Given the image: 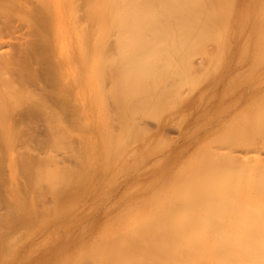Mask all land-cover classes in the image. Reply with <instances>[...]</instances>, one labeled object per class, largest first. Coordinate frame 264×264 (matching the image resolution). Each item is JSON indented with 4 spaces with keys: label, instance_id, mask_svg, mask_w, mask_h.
I'll return each instance as SVG.
<instances>
[{
    "label": "bare ground",
    "instance_id": "bare-ground-1",
    "mask_svg": "<svg viewBox=\"0 0 264 264\" xmlns=\"http://www.w3.org/2000/svg\"><path fill=\"white\" fill-rule=\"evenodd\" d=\"M235 2L236 0H0V200H5L4 203L0 202V249L7 248L12 239L21 247H31L35 239L28 240L30 229H40L35 234L36 239L39 243L40 240L44 241L45 239H41L43 233L52 230L53 226L62 225L67 216L61 210V202L65 203L66 194V199L70 202L78 200L82 194L90 196L86 185V179L93 172L90 153L92 158L96 154L99 158L100 155L103 161H109L112 158L110 156L115 154L119 169L124 172L122 169L125 170L128 162L133 161L137 154H133L132 159L125 155V148L138 142L132 141L126 146L130 141L129 136L134 138L132 133L138 130L134 126L136 118H156L157 113L159 117L163 108L160 111L157 109L161 106L169 112L170 106L176 107L177 101L174 102L172 96L174 93L178 95L179 91L182 99L177 96L181 99L178 105L184 106L182 109L188 107L191 111L195 107L194 110H203L210 92L207 91L204 95L201 92V95L193 96L192 100L184 101L183 95H188L185 92L182 95L183 87L190 94L199 89L198 85L202 81H209L206 86L209 88L204 87V91L215 85L216 82L211 80L215 79L220 69L218 67L222 66L224 57L230 51V39L234 40L242 30L239 24L241 16L235 9ZM260 2L256 26L260 33L256 38V47L254 51H248L243 44L242 49H239V53L245 52L244 57L246 53L252 57L248 69H264V0ZM235 10L237 15L236 12L233 15ZM242 25H245L244 21ZM10 37L17 39V43L13 45ZM237 38L235 40L241 39L239 36ZM107 40H113L116 46L114 50L110 48L111 45L110 49L107 48ZM210 42L215 43L213 52L212 46L208 48L207 45ZM193 55L208 59L201 75L196 74L197 71L193 72L194 69L190 66ZM106 75L112 84V89L106 96L111 98L117 109L115 111L118 113L119 123L117 117L116 122L120 127L118 133L112 134V138H116L114 142L109 140L110 134L106 138V134L98 131L101 122L99 105L107 108L106 100L109 101L105 100L100 81ZM170 80L174 81L173 87H177L178 83L188 86H181L183 90L178 88L174 92L170 89L172 84L167 87ZM238 81L234 74H230L224 81L225 88L230 89L235 98L230 103L227 101L229 105L240 101L241 88L235 91ZM249 85L246 84L247 87H243L241 92L242 95L256 93L257 97L255 94L252 97L254 101L249 97V103L246 101L248 104L244 108L241 106L245 101L240 104V115L234 110L233 116L223 121L229 122L224 125L227 131L223 132L224 128L218 131V126L214 129L218 132L214 139L220 145L224 144L226 151H220L221 154L217 150L210 152L202 144L203 140L199 139L198 143L201 144L195 145L198 146L197 149L193 148L195 153H192L193 149L188 150L193 154L189 156L186 152L192 141L185 139L183 147L180 145L182 150L176 149L175 157L186 149L185 157L188 158H182L185 159L184 162H179L180 166L177 164L178 167L174 170L176 172L170 177L162 173L163 169L158 171L162 173V182L158 183L160 180H156L157 176L155 180L153 177L151 195L141 192V181L130 185L133 187L129 194L134 199L125 200L126 191L120 192L118 201L116 199L120 204L119 212L116 211L119 214L117 217H107L100 228L102 232L114 236L111 239L108 237L109 240H94L95 245L103 242L99 246L100 253H103V256L100 255L101 260H117L121 264H264V76L255 82H249ZM195 95H198V91ZM161 98L165 99V103L158 104ZM227 103L225 101L223 104ZM220 107L218 110L222 108ZM228 109L230 106L225 110ZM185 110L182 112L187 113L188 109ZM198 112L201 114V111ZM191 118L194 119L193 116ZM132 119L134 127L129 124ZM113 122L115 120L111 123ZM206 123L199 131H207ZM139 126L137 127L140 128ZM198 127L199 125L195 128L192 126L193 129L190 128L189 131H198ZM74 128L77 133L82 128L89 134L91 131V136L98 137L99 141L94 145H91L90 140L91 144L88 140L83 143L84 136L79 135L81 131L78 133L79 137L75 135L77 133ZM130 128H135L131 130L132 133ZM189 131L188 136L191 134ZM74 132V138L77 136L80 141L73 148L74 145L70 146L68 138ZM109 132H112L111 129ZM136 133L134 135L139 136ZM145 134L146 132L143 135ZM80 136L83 139H79ZM29 139L32 144H28ZM146 144L144 141L143 147ZM61 146L75 157L76 160L72 157L76 161L72 163L75 166L69 164V167H65L63 162L66 160L55 157L54 149ZM154 147L151 149L153 151L149 152L148 149L144 153H149V156L154 152ZM236 147L240 149L237 151L239 154L244 150L241 155H234L232 152L237 150ZM135 149L134 153L142 152L141 149ZM174 151L175 149L169 155ZM68 152L65 153L71 155ZM140 153L137 156L139 164L144 159V153L142 152V156ZM156 157L155 161L152 159L154 163L161 156ZM164 157L167 158L166 162L169 158L167 155ZM94 159L95 163L98 159ZM134 161L135 165L131 162L128 168L137 165L136 157ZM60 163H63L65 169L58 166ZM136 172V175L132 173L131 179L136 178ZM122 176L120 179H123ZM114 181L116 182L115 179ZM45 191L48 195L52 194L50 203L46 201ZM42 212L46 215L52 213L54 219L50 220L48 216L42 218ZM76 212L77 215L73 214L74 217L71 218L72 222L84 217L81 221L86 223L89 216L86 217L83 212L79 214L78 210ZM86 230L88 227L82 229L87 234ZM27 231L29 233L26 235ZM23 235H26L29 242H21Z\"/></svg>",
    "mask_w": 264,
    "mask_h": 264
},
{
    "label": "rangeland",
    "instance_id": "rangeland-1",
    "mask_svg": "<svg viewBox=\"0 0 264 264\" xmlns=\"http://www.w3.org/2000/svg\"><path fill=\"white\" fill-rule=\"evenodd\" d=\"M259 3V4H258ZM240 4V5H239ZM261 4V2H260V0H236V2H235V9H237V11H239L238 13H239V16H241L240 17V20L241 21H239V24L242 26V27H244V26H246L245 28H242L241 27V31L239 32V35H237V36H239V38L241 37V39H239V40H235V39H238L237 38V36H236V38L233 40H231L230 39V51H229V53L224 57V61L222 62V66H219L218 67V73H217V75H215V79L214 80H211V81H213V82H216L215 83V85H213V88L212 89H206V91H204V87H206L207 86V84H208V82L209 81H207V80H205V81H202V83H199V89H200V91H199V89H195L194 90V92H190V94H188L189 92L186 90V88L185 87H183L185 84H181V85H179V83L177 82V81H175V83L177 82L178 83V86L177 87H173V83H174V81L173 82H171V80L168 82L169 83V85H167V87L168 86H170V84H172V87L170 88L171 90H173L174 92H177L179 89L180 90H183V93H182V91H181V93H182V95L184 94V92H185V94H187L188 96H186V95H183L184 97H183V99H184V101H185V99L186 100H192L193 99V96H199V95H201V92H203V94L202 95H204L205 93H208V92H210L209 94H207L208 95V98L206 99V101H207V105L205 104V106L203 107V110H201L200 108H197V109H195L194 110V108L195 107H192V109H191V111H189V108L188 107H185V108H183L184 110L187 108L188 109V111H186L187 113H185V112H182V107H184V106H181V105H178V101H179V99L181 98L182 99V96H179V92H177L178 93V95L177 94H175L174 93V95L172 96V99H174L173 101L174 102H176L177 101V104H176V107L175 108H172V106H170L171 107V109L169 110V112H167L168 111V109H167V111L165 110V107H159L157 110H161V108H163L164 109V111H157V112H159V117H157V114H155L156 115V118H152V117H145L144 119L140 116L139 118H136L135 119V122H134V120L132 119V120H130L129 121V124H132V127H134V126H136V128L138 129L137 131L136 130H134V129H132V128H130V131L131 130H134V132L132 133V131H131V133L133 134V136H134V138H132V137H130L129 136V139L128 140H130V141H128V144L126 145V146H128L129 145V143L131 144V142L133 141H137L138 140V142L136 143H132L131 145H129V147H127V148H125V155L126 156H128L129 155V158H130V156H131V158L130 159H132V157L135 155V157H136V160H137V165L136 166H134L133 167V165H131L130 166V168H128L129 166V163L131 164V162H132V164H134L135 165V157L133 158V161L131 160L130 162H128V165H126L127 167H126V169L124 170V168L122 169L124 172H121L120 171V169H119V163H118V157L116 158L115 157V154L113 155L112 154V156H110V157H112V158H110V160L108 161V160H106V161H103V160H101L100 159V155H99V158H98V156H97V154L95 155V156H93V158H95L94 160H96V159H98V160H96L95 161V163H94V161L92 160L93 158H92V155H90L89 154V156L91 157V160H90V164H91V161L93 162L92 164H91V167H93L92 168V170H93V172L90 174V176L86 179V185H87V187L89 188V197H86L87 195H80L79 197V199L77 200V199H74L73 201H75V203L73 204L72 202H70L69 200H67L66 198H68V195L66 194V198L64 199L65 200V203L64 202H61V204H62V206H61V210L63 211V213H66L67 214V216L64 218V222H63V224L62 225H60V226H53V228H52V230H48V231H46L45 233H43V235L41 236V235H39V236H41V239H45L44 241H42V240H40L41 242L39 243V240L38 239H36V233L37 232H39V230H35V229H30L29 231H30V234L29 235H27L26 233H29V231H27V232H25V234L27 235V238H28V240H34L35 239V242H32V245H31V247H29V248H27V247H21L17 242H15V241H10L9 242V246L6 248H1L0 249V264H110L111 262H113L112 264H121V263H119L117 260H113V261H108V262H105L103 259V261L100 259L101 258V256L100 255H102L103 253H100L101 252V249L99 248V246H100V244L101 245H103V242H101L99 245H95V241L94 240H96L97 238H98V240L100 239H103V238H105V239H107V240H109V238L111 239V237H113L114 235H111V234H107V233H104V232H102L101 230H100V228H102L103 227V224H104V222H105V220H106V218L107 217H111V218H113V217H117V214H119V213H117V212H119V206H120V204L117 202L118 201V199H117V197L120 195V192H123V191H126V194H124L125 195V200H128V198H129V200H132V199H134V198H131V195L129 194V191L132 189V187L133 186H130V185H133V184H136V183H139L140 181V185L145 189H143L142 188V191L141 192H143L144 194H146L147 196H149V195H151L152 194V189H153V177H154V180H155V178H156V176H157V178L158 179H156V180H162V173H164L165 175L167 174L168 176L167 177H170V175L172 174V173H175L176 171H174V170H176V168L178 167L177 166V164L179 163V164H181V163H183L184 162V160L185 159H187L185 156H187V154L185 155V152H186V149L185 150H183L180 154H179V159H178V157L176 158L175 157V152L179 149V150H182L181 148L183 147V144L185 143V142H183L185 139L187 140L188 138L189 139H191V145L189 146V148L187 149V151L188 150H192L194 147H196L195 149H197V147L198 146H195V145H200L201 143H198L199 142V139L200 140H203V141H201L202 142V144H204L205 146H206V148L205 149H209V151L210 152H213V151H226L225 149H224V147L223 146H225L224 144H223V146L222 145H220L221 143L220 142H217V140H215L214 139V137H216L217 136V134H218V132L216 133L215 132V130L214 129H217V126L218 127H220V129H218V131H221L225 126V124H227V123H229V122H223V121H225L226 120V118L227 117H230L231 118V116H233L232 114L234 113V110L237 112H239V110H240V104H242L244 101L246 102H248L249 100H248V98L251 100V98L254 96V94L256 95V93H252V94H246V93H243V95H244V97H243V95H242V90H243V87H247L248 85H249V82H255V80H258L260 77H262V76H264V75H261L260 76V74H264V69H248L249 67H248V63L251 61V56L250 55H248V53H246V56L244 57V54H245V52H244V54H243V52H242V54L241 53H239V52H241V50H239V49H242V47L244 46L243 44H245V49L246 50H252V51H254V49H255V47H256V41H257V39H258V36H259V33H260V31L258 30V27L256 28V26H258V24H257V21H258V13H259V7L261 6L260 5ZM238 7V8H237ZM241 7V8H240ZM251 9H253V10H251ZM255 10V11H254ZM237 11L235 10V11H233V15H235V13L234 12H236V15H237ZM244 11H245V13H244ZM255 12V13H254ZM249 14V16H247V15ZM255 14V15H254ZM247 18H246V17ZM252 16H253V18H254V20H253V18H252ZM255 16V17H254ZM231 17H232V15H231ZM235 17V16H234ZM245 17V18H244ZM244 18V19H243ZM246 19V20H245ZM251 19H252V21H251ZM243 21H244V24L245 25H242L243 24ZM246 21V22H245ZM254 21V22H253ZM240 22H242V24L240 23ZM239 28V27H238ZM244 29V30H243ZM247 30V31H246ZM256 30H258V32L256 31ZM254 31H256V32H254ZM247 33V34H246ZM257 33V34H256ZM15 34V36L17 35V32H15L14 33ZM14 34H13V37H15L14 36ZM244 34L246 35V36H244ZM256 35V36H255ZM232 36V33H231V35H230V37ZM255 36V37H254ZM13 37H10L11 39H10V42L14 45L15 44V42L17 41V39L15 40V38L13 39ZM111 37V36H110ZM242 37H244V39L242 38ZM232 38V37H231ZM248 38H249V40H248ZM257 38V39H256ZM108 39V38H107ZM111 38H109V40H110ZM109 40H107L106 42H105V44L107 43V45H108V47L107 48H109V45H111V47L110 48H112V50H114L113 48L114 47H116V46H114V43L112 42L113 40H111V42L109 41ZM244 40V41H243ZM241 41H242V44H239V43H241ZM247 42V43H246ZM254 42V43H253ZM17 43V42H16ZM108 43H110V44H108ZM253 43V44H252ZM215 44V43H214ZM214 44H212V42H210V43H208L207 45L209 46L208 48H211L210 46H212V52L214 51L213 50V48H215V47H213V45ZM207 45H206V47H207ZM246 45H248V46H246ZM253 45V46H252ZM215 46V45H214ZM239 46V47H238ZM252 46V47H251ZM237 47V48H236ZM241 47V48H240ZM251 47V48H250ZM109 48V49H110ZM207 48V49H208ZM245 49H243V51L245 50ZM112 50H111V52H112ZM208 51H210V49L208 50ZM116 52V51H115ZM209 53H211V51L209 52ZM111 54H113V52L111 53ZM116 54H117V52H116ZM116 54H114L116 57H117V55ZM192 57V56H191ZM244 57V58H243ZM118 58V57H117ZM191 60H192V65L190 64V66H192V68L194 69L193 70V72H196V74L197 73H201L202 74V69H203V67H205L207 64H206V62H207V58H204V57H198V55H196V57H195V55H193V57H192V59H190V62H191ZM250 60V61H249ZM255 60V59H254ZM252 61H253V59H252ZM236 64V65H235ZM246 67H245V66ZM208 67V66H207ZM195 68H196V70H195ZM244 69V70H243ZM246 69V70H245ZM192 70V69H191ZM262 70V71H261ZM199 71H201V72H199ZM205 70H203V72H204ZM261 71V72H260ZM192 72V73H193ZM233 72V73H232ZM258 72V73H257ZM191 73V74H192ZM256 73V74H255ZM260 73V74H259ZM194 74V73H193ZM192 74V75H193ZM200 74V75H201ZM230 74H234L236 77H237V79H239V81L237 82L239 85H238V88L237 89H235V91L236 90H238V89H240V92H239V95H240V101L239 102H236V101H234L235 102V104H233V102H232V104L233 105H229L228 103H230V101H231V99H232V101L233 100H235V98L233 97V93L231 92V90L229 89H227V88H225V82L224 81H226V79H227V77L230 75ZM259 74V75H258ZM258 75V76H257ZM197 76H199V75H197ZM196 76V77H197ZM257 76V77H256ZM260 76V77H259ZM104 77V76H103ZM195 77V76H194ZM193 77V78H194ZM200 77V76H199ZM199 77H197V78H199ZM191 79H192V77H190ZM196 78V79H197ZM94 79V78H93ZM106 79V80H105ZM108 77H107V75H106V77H104V79L102 78V80H100V81H102L101 83L103 84L102 86H101V88L103 87V92H104V94H105V100L106 99H109V97L108 96H106V94L108 95V93H109V91L112 89V84H111V80H110V78L108 79ZM195 79V78H194ZM251 79V80H250ZM105 80V81H104ZM193 80V79H192ZM244 80V81H243ZM171 82V83H170ZM180 83H181V81H179ZM227 83V82H226ZM105 84V85H104ZM247 84V86H245ZM174 86H176V85H174ZM183 87V89H182V87ZM185 86H188L187 84L185 85ZM227 86V85H226ZM250 86V85H249ZM111 87V88H110ZM181 87V88H180ZM229 87V86H228ZM174 88V89H173ZM179 88V89H178ZM202 88V89H201ZM206 88H209V87H206ZM170 89H168V90H170ZM167 90V91H168ZM170 90V91H171ZM186 90V91H185ZM203 90V91H202ZM213 90V91H212ZM198 91V95H195L196 94V92ZM208 91V92H207ZM225 91H228V92H225ZM242 91V92H241ZM234 92V91H233ZM223 93V94H222ZM232 93V94H231ZM229 94V95H228ZM211 95V98L209 97ZM237 95H238V93H237ZM238 95V96H239ZM249 95V96H248ZM175 96L177 97V96H179V97H177V98H175ZM185 96H186V98H185ZM221 96V97H220ZM230 96V97H229ZM174 97V98H173ZM231 97H233V98H231ZM256 97H257V95H256ZM195 98V97H194ZM111 99V98H110ZM109 99V101L108 100H106L108 103L106 104V102H105V104H106V106L105 107H107V108H104V107H102L101 105H99L100 106V108H101V112H100V120H101V122L99 123V126H98V131L99 132H101L103 135L104 134H106V138H107V136H108V134H110V141L112 140L113 142H114V140L116 139H114V137L115 136H113V138H112V134H113V132H114V134L113 135H115L116 133H118L120 130V127L117 125V120H116V117L118 116V113H117V111H115V110H117L116 109V107L114 106V104L111 102L112 100H110ZM180 99V100H181ZM210 99V100H209ZM228 99V100H227ZM253 99V98H252ZM256 99V98H255ZM176 100V101H175ZM165 101V99L163 100L162 98L160 99V103H158V104H161V103H165L164 102ZM172 101V102H173ZM225 101H226V103H227V101H228V103L226 104V105H224L225 104ZM253 101H254V99H253ZM171 102V103H172ZM243 103L244 105H242L241 107H243V106H246L248 103L246 102V103ZM220 103V104H219ZM224 103V104H223ZM110 106H109V105ZM221 104H223V105H221ZM237 104V105H236ZM239 104V105H238ZM253 104V103H252ZM113 107H112V106ZM171 105V104H170ZM179 107H178V106ZM216 105H218L217 106V108H216ZM228 105V106H227ZM219 106H221L220 108V110H218L219 109ZM230 106V109H228V111L227 110H225L226 108H228ZM232 106L234 107L235 106V108H232ZM174 107V106H173ZM224 107H225V109H224ZM239 107V109H237ZM178 108H180V109H178ZM191 108V107H190ZM233 110H232V109ZM244 108V107H243ZM242 108V112H244L243 109ZM103 109H104V111H103ZM106 109H108V110H106ZM178 109V110H177ZM182 109V110H181ZM211 109H213V110H211ZM216 109H217V111H216ZM223 109H224V111H223ZM175 110H176V112H175ZM205 110V111H204ZM232 110V111H231ZM166 111V112H165ZM181 111V112H180ZM198 111H201V114H200V112H198ZM203 111V112H202ZM223 111V112H222ZM227 111V112H226ZM231 111V112H230ZM110 112V113H109ZM112 112V113H111ZM164 112V113H163ZM188 112H191V114L190 113H188ZM197 112H198V116H197ZM222 112V113H221ZM241 112V113H242ZM170 113H173V114H170ZM117 114V115H116ZM168 114H169V116H168ZM178 114V115H177ZM183 114V115H182ZM190 114V115H189ZM196 116H195V115ZM210 114H211V116H212V119H211V116H210ZM227 114V115H226ZM110 115V116H109ZM161 115V116H160ZM166 115V116H165ZM207 115H208V117H209V119H208V117H207ZM226 115V116H225ZM238 115H240V112H239V114ZM165 116V117H164ZM176 116V117H175ZM179 116V117H178ZM182 116H184V118H182ZM187 116V117H186ZM189 116V117H188ZM193 116V118L194 119H192L191 117ZM200 116V117H199ZM113 117H114V120H115V122H113V123H111L112 121H114V120H112L113 119ZM186 117V118H185ZM141 118V119H140ZM169 118H171L170 120H169ZM207 118V119H206ZM111 119V120H110ZM117 119H118V117H117ZM140 119V120H139ZM154 119H157V120H154ZM182 119V120H181ZM184 119V120H183ZM203 119H204V121H203ZM167 120V121H166ZM181 120V122H179ZM227 120H228V118H227ZM131 121H133L134 123H136L134 126H133V124L134 123H131ZM137 121V122H136ZM139 121V122H138ZM164 121V122H163ZM165 121H166V123H165ZM183 121H186V122H183ZM190 121V122H189ZM216 121V122H215ZM105 122V123H104ZM198 122L200 123V124H198ZM207 122V123H206ZM118 123H119V119H118ZM138 123V124H137ZM203 123V124H202ZM204 123H206L207 124V131L208 130H212L211 132L213 133V134H211V132H207V131H203L202 129L199 131V128L201 127V126H204L205 124ZM223 123V125H221ZM139 124H140V126H139ZM81 125V124H80ZM196 125H199V127L197 128L198 129V131H196V129L195 130H193L192 132H194L195 131V133H192L191 131H189L190 130V128H192V126H193V128H195L196 127ZM216 125V126H215ZM116 126H118L117 128H115ZM131 126V125H130ZM137 126H139L140 128H138ZM221 126H223V127H221ZM226 126H228V125H226ZM83 127H85V126H83ZM114 127V128H113ZM183 127H184V129H183ZM210 127V128H209ZM76 128H78L77 126H76ZM76 128H74L75 129V132L77 133V129ZM81 128V126L78 128V129H80ZM192 128V129H193ZM212 128V129H211ZM226 128V127H225ZM224 128V129H225ZM110 129H111V131L112 132H109L110 131ZM183 129V130H182ZM227 129V128H226ZM223 130V132L224 131H227V130ZM82 130H83V128L81 129V130H79V132L78 133H80V131H81V133L79 134V135H81L82 134V136H84V140H82V142L83 141H85V142H83V143H86V140H88V142H89V140L92 142V144L89 142V144H91V145H94V144H96L99 140H98V137L96 138V137H92L91 135H93V133L90 131V134H89V132H85V129L83 130V132L84 133H86L85 135H84V133L82 132ZM87 130V129H86ZM109 130V131H108ZM119 130V131H118ZM89 131V130H88ZM137 133H136V132ZM139 131V132H138ZM140 131H143L144 133L146 132V134L145 135H143L144 133H141ZM191 132V134L188 136V134H187V132ZM75 132L72 134L73 136H71V137H69L68 138V141L71 143H69L70 144V146H72V145H74L75 143H77V141H80V140H77V136L79 137V135H78V133L77 134H75ZM108 132V133H107ZM215 132V133H214ZM138 134L139 136H137V135H134V134ZM140 133L142 134V135H140ZM204 133V135H202ZM208 133V134H207ZM74 134L75 135H77L76 136V138H74ZM185 134V135H184ZM205 134H207L206 136H205ZM91 137H90V136ZM216 135V136H215ZM82 136H80V138L79 139H83V137ZM88 136V137H87ZM202 136V137H201ZM210 136V137H209ZM82 137V138H81ZM137 137H139L138 139H137ZM143 139V137L145 138L143 141H140V139L141 138ZM185 137V138H184ZM192 137V138H191ZM196 137V138H195ZM204 137H206V138H204ZM87 138V139H86ZM88 138H90V139H88ZM131 138L133 139V140H131ZM202 138H204V139H202ZM209 138V139H208ZM74 139V140H73ZM32 140V139H31ZM73 140V141H72ZM94 140H95V142H94ZM161 140V141H160ZM28 141V144L31 142V144H32V141H30V139L29 140H27ZM34 141V140H33ZM105 141H106V139H105ZM147 142V144H146V146H144L143 147V145H142V143L143 142ZM150 141V142H149ZM74 142V143H73ZM81 142V143H82ZM157 142V143H156ZM73 143V144H72ZM80 143V142H79ZM80 143V144H81ZM196 143V144H195ZM198 143V144H197ZM88 144V143H87ZM88 144V145H89ZM145 144V143H144ZM155 144H156V146H155ZM159 144V145H158ZM161 144V145H160ZM170 144V145H169ZM225 144H227V143H225ZM79 145V144H78ZM167 145V146H166ZM172 145V146H171ZM180 145H182V147L180 146ZM97 146V145H96ZM140 146V147H139ZM141 146H142V148H144V149H142L141 148ZM150 148H149V147ZM155 146V147H154ZM180 146V147H179ZM205 146H203V148L205 147ZM222 147V149H220L219 147ZM75 147V145L73 146V148ZM105 147V146H104ZM113 147V146H112ZM133 147V148H132ZM148 147V148H147ZM152 147H154V152H152L149 156H148V154H147V152H145L144 153V151H148V149H149V152H151V151H153V150H151V149H153ZM227 147L229 148L230 147V145H227ZM61 149L62 148V150H56V149ZM58 148H55L54 149V154H55V157L57 158V159H59V160H61V158H62V160L64 159V160H69V161H65V162H63L64 164H66L65 165V167H69L68 165L69 164H71L72 166H75L74 164H72V163H76V161H74V159H75V157H73V155L70 153V152H68V151H66L67 150V148H66V150H64L65 148H63V146H61V147H58ZM136 148V149H135ZM171 148V149H170ZM238 147H236L235 149H237ZM131 149V150H130ZM133 149V150H132ZM134 149L136 150V151H138L139 149H141L142 150V152L144 153V156H147V157H144V156H142L143 155V153L141 154L140 152H135L134 153ZM147 149V150H146ZM175 149V151H174V153L170 156L169 154H170V152H172L173 150ZM177 149V150H176ZM151 150V151H150ZM178 150V151H179ZM240 149H237L235 152H237V151H239ZM140 151V150H139ZM228 151V150H227ZM230 151V150H229ZM244 150H241V152H243ZM65 152H68V153H70L71 155H69L68 156V154H66ZM133 152V153H132ZM196 152V151H195ZM194 152V149H193V151H192V153H195ZM233 153H234V155H238L239 154V152H237L236 154H235V152H234V150L232 151ZM240 152V154L239 155H241L242 153ZM138 153H140L141 154V156H142V158H144L143 160H142V162L140 161V164H139V161H138ZM177 153V152H176ZM186 153H189V151L188 152H186ZM192 153H189V156L192 154ZM65 154H66V156H65ZM134 154V155H133ZM147 154V155H146ZM220 154H221V152H220ZM124 155V157L126 158V156ZM151 155H152V157H151ZM163 155V156H162ZM165 155H167V157L169 158L166 162H165V160L167 159V158H165L164 156ZM174 155V156H173ZM193 155V154H192ZM191 155V156H192ZM71 156V157H70ZM123 156V155H122ZM156 156H161L160 158H159V161L157 162H155L154 163V161H155V157ZM170 156V157H169ZM74 159H73V158ZM149 157H151V158H149ZM174 158V160H172L173 158ZM185 157V159H182V158H184ZM65 158H68V159H65ZM71 158V159H70ZM124 158V159H125ZM140 158V157H139ZM141 158V159H142ZM147 158V159H146ZM154 158V161L152 160ZM157 158V157H156ZM172 158V159H171ZM73 159V160H72ZM164 159V160H163ZM171 159V160H170ZM177 159V160H176ZM63 160V161H64ZM73 162H72V161ZM76 160V159H75ZM115 160V161H114ZM140 160V159H139ZM157 160V159H156ZM170 160V161H169ZM150 161V162H149ZM175 161V162H174ZM181 161H183V162H181ZM69 162V163H68ZM134 162V163H133ZM161 162V163H160ZM174 162V163H173ZM63 163H60L58 166H60L61 165V167H63L64 165H63ZM149 163H151V165H149ZM167 163H168V165H167ZM171 163H172V165H171ZM109 166H108V165ZM178 164V165H179ZM70 165V166H71ZM145 165V166H144ZM152 166V167H150L149 168V166ZM71 166V167H72ZM117 166H118V169H117ZM148 166V167H147ZM176 166V167H175ZM180 166V165H179ZM132 167V168H131ZM143 167H147L146 169L144 168V171H143ZM106 168V169H105ZM128 168V169H127ZM62 169H65L64 167L62 168ZM141 170V171H138V170ZM161 169V170H160ZM162 169H163V171H162ZM115 170H117V172L115 171ZM127 170V172H125ZM153 170V171H152ZM105 171V172H104ZM110 171V172H109ZM137 171V172H136ZM158 171H162V173L161 172H158ZM134 172V173H133ZM135 172L136 173H138L137 174V176H136V178H134V179H131V176H132V173L134 174V175H136L135 174ZM151 172V173H150ZM157 172L158 173H160V178H159V174H157ZM125 173V174H124ZM155 174H157V175H155ZM123 175V176H122ZM128 177V179H127V177ZM152 175V176H151ZM155 175V176H154ZM121 176L123 177V179H120L121 178ZM130 177V178H129ZM112 178V179H111ZM105 179V180H104ZM114 179L116 180V182L114 181ZM149 179H151L150 181H149ZM144 180V181H143ZM148 180V181H147ZM159 181L158 183H160L161 184V182L162 181ZM137 181H139V182H137ZM152 181V182H151ZM103 182V183H102ZM109 182H110V184H109ZM143 182V183H142ZM145 182V183H144ZM11 183H12V185H13V181H11ZM115 183V184H114ZM151 183V184H150ZM155 183V182H154ZM103 184V185H102ZM109 184V185H108ZM146 184V185H145ZM147 184H148V186H147ZM159 184V185H160ZM105 185V186H104ZM107 185V186H106ZM130 186V187H128V186ZM149 185H151L150 186V188H149ZM101 186V187H100ZM108 186H110V187H108ZM144 186H146V187H144ZM104 187V188H103ZM127 187V188H126ZM101 188V189H100ZM103 188V189H102ZM110 188V189H109ZM131 188V189H130ZM148 188V189H147ZM147 189V190H146ZM80 190V189H79ZM82 190V189H81ZM100 190H103V191H100ZM107 190V191H106ZM111 190V191H110ZM149 190V191H148ZM49 192V191H48ZM79 192V191H78ZM107 192V193H106ZM109 192V193H108ZM148 192H151L150 194L148 193ZM45 193H47V191H45ZM99 193V194H98ZM116 193H117V195H116ZM122 194V193H121ZM129 194V195H128ZM47 195H48V193H47ZM46 195V197H47V200L46 201H49V200H51L52 199V194L51 193H49V195L47 196ZM51 195V196H50ZM123 195V194H122ZM98 196V197H97ZM91 197V198H90ZM95 197V198H94ZM97 197V198H96ZM136 197V196H135ZM131 198V199H130ZM90 199H92V200H90ZM94 199V200H93ZM116 199H117V201H116ZM90 200V201H89ZM152 200V199H151ZM110 201H113V202H110ZM114 201H115V203H114ZM0 202L2 203H4L5 202V200H0ZM49 203H50V201H49ZM64 203V204H63ZM70 203H72V205L70 204ZM97 203V204H96ZM100 203V204H99ZM111 203H113V206H111ZM82 204H84V205H82ZM104 204V205H103ZM80 206V207H79ZM76 207H79V208H76ZM108 207H110V208H108ZM81 208V209H80ZM108 208V209H107ZM39 209H40V207H39ZM104 209V210H103ZM105 209H107L106 210V212H105ZM117 209V210H116ZM119 209V210H118ZM41 210L43 211L44 209H42L41 208ZM78 210V213L81 211V210H83V211H81V212H83V213H85L86 214V217H88L89 216V218H88V220L86 221V223H84L83 224V221H81V219L82 218H84V217H81L79 220H77L75 223H73L72 222V219L71 218H73L74 216H73V214H75V212ZM86 212H85V211ZM88 210V211H87ZM103 211H104V213H103ZM117 211V212H116ZM46 212V211H45ZM45 212L43 213H41V214H44L43 215V217L42 216H40L39 215V218H48L49 217V219L51 220V219H54V217H53V215H52V213L51 214H45ZM70 212H72L71 214H70ZM80 212V213H81ZM47 213V212H46ZM77 213V212H76ZM79 213V214H80ZM92 213V214H91ZM103 215H102V214ZM84 214V215H85ZM111 214H112V216H111ZM75 215H77V214H75ZM46 216H48V217H46ZM73 216V217H72ZM70 217V218H69ZM85 217V218H86ZM105 217V218H104ZM42 218H41V221H42ZM40 220V219H39ZM47 220V219H46ZM148 220V219H147ZM41 221H40V223H41ZM81 221V223H79ZM84 221H85V219H84ZM89 221V222H88ZM45 221H42V223H44ZM70 222V223H69ZM41 223V225H43ZM75 224V225H74ZM82 226H84V227H81L80 225ZM102 225V226H101ZM71 226V227H70ZM78 226V227H77ZM88 227V230H86V231H88V233L86 234V233H84L83 231H82V229L84 228V229H86V227ZM90 226V227H89ZM53 229H54V231H53ZM34 230L36 231L35 233H34ZM99 230L101 231V232H99ZM51 231H52V233H51ZM82 232V233H81ZM32 233V234H31ZM34 233V234H33ZM104 233V234H103ZM38 234H40V233H38ZM37 234V235H38ZM45 234V235H44ZM48 234H50L51 236H48ZM82 234H83V236H82ZM25 235V236H26ZM34 235H35V237H34ZM24 236V235H23ZM24 236V238H22L21 239V242H29V241H27V238ZM29 236H31L30 238H29ZM33 236V237H32ZM44 236H47V238L46 237H44ZM71 236V237H70ZM43 237V238H42ZM109 237V238H108ZM51 238H52V241H51ZM26 239V240H25ZM80 240V241H79ZM83 240V241H82ZM37 241V242H36ZM59 243H58V242ZM63 241V242H62ZM102 241V240H101ZM103 241H105V240H103ZM62 242V243H61ZM55 243H57L56 245L57 246H54V244ZM23 244V243H22ZM36 244H38V246L36 245ZM33 245H34V247H33ZM19 248V249H18ZM6 249L7 251H4V250ZM103 256V255H102ZM129 263V262H128ZM133 263V262H132ZM130 264V263H129ZM135 264V263H134Z\"/></svg>",
    "mask_w": 264,
    "mask_h": 264
}]
</instances>
